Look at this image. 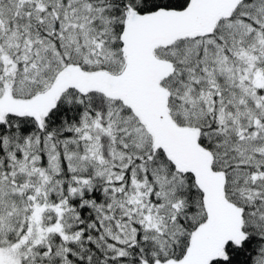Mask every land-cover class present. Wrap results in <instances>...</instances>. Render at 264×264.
Wrapping results in <instances>:
<instances>
[{
  "label": "snow or ice",
  "instance_id": "6c2138e0",
  "mask_svg": "<svg viewBox=\"0 0 264 264\" xmlns=\"http://www.w3.org/2000/svg\"><path fill=\"white\" fill-rule=\"evenodd\" d=\"M0 264H264V0H0Z\"/></svg>",
  "mask_w": 264,
  "mask_h": 264
}]
</instances>
